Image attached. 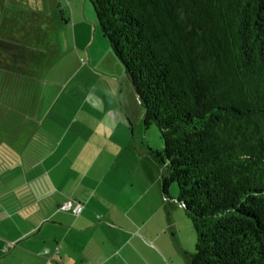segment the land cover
<instances>
[{
	"label": "trees",
	"instance_id": "obj_1",
	"mask_svg": "<svg viewBox=\"0 0 264 264\" xmlns=\"http://www.w3.org/2000/svg\"><path fill=\"white\" fill-rule=\"evenodd\" d=\"M88 1L160 131L188 264H264V0Z\"/></svg>",
	"mask_w": 264,
	"mask_h": 264
},
{
	"label": "crops",
	"instance_id": "obj_2",
	"mask_svg": "<svg viewBox=\"0 0 264 264\" xmlns=\"http://www.w3.org/2000/svg\"><path fill=\"white\" fill-rule=\"evenodd\" d=\"M19 1L25 2L21 18L25 19L28 11L33 24L19 30L4 18L0 68L32 76L36 70L32 61L39 59L38 32L54 25L48 14H38L45 11V0ZM5 5L6 0H0V20ZM93 29L92 39L104 41L98 29ZM102 43L98 45L101 55H93L92 42L83 51L101 63L110 54L108 45ZM8 85L15 92L23 86L15 79ZM26 109L29 115L21 116L22 110L16 105L8 107L2 102L0 107V264H174L172 243L165 236L167 228L171 231L173 227L171 219L166 221L162 214L171 216L174 205L170 207L171 203L158 195L154 199L146 191H136L133 180L125 175L127 171L109 168L101 160L104 157L109 163L114 155L117 162L130 145L127 133L118 131L120 124L114 131L106 129L98 135V153L93 154L98 166L95 162L78 166L83 174L74 171L73 180L63 158L69 156L68 149L65 154L59 153L64 138L53 144V132L46 128L48 116L38 117L30 104ZM12 110L15 115L9 120ZM7 123L12 124L14 133L9 127L7 132ZM5 146L13 157L7 165ZM93 172L97 180L91 184L88 177ZM67 200L73 202L68 210L63 208ZM79 204L83 210L77 214L74 210Z\"/></svg>",
	"mask_w": 264,
	"mask_h": 264
},
{
	"label": "rangeland",
	"instance_id": "obj_3",
	"mask_svg": "<svg viewBox=\"0 0 264 264\" xmlns=\"http://www.w3.org/2000/svg\"><path fill=\"white\" fill-rule=\"evenodd\" d=\"M24 5L23 1L6 0L3 14V19L18 26L19 30H23V27L29 29L33 24L28 11L26 18H21L20 10ZM44 7L45 11H39L38 14H48L54 27L38 32L39 59L32 61L35 73L30 76L0 68V107L2 102L8 107L16 105L17 109L20 107L22 110L21 116H28L29 109L26 108L30 104L34 106L38 117L47 115L46 128L53 132V144L56 145L59 138L61 143L64 138L63 150L59 153L65 154L68 149L69 156L66 154L63 158L69 164V175L73 180H76L72 176L74 171L77 173L80 170L83 174L78 166L84 164L86 167V164L94 162L98 166L99 162L95 161L93 155L98 153V135L106 129L114 131L115 126L120 124L118 131L127 133L126 140L130 141V145L122 150L117 162L114 155L110 156L109 163L104 157L101 160L109 168L113 166L114 169L127 171L125 175L133 180L136 191H146L148 197L154 199L158 195L169 201L170 207L174 205L171 216L162 212L166 221L171 219L170 225L173 227L171 231L167 228L165 236L172 243L174 264H188L187 253L196 251V233L191 219L178 202V185L170 187L169 195L163 194L161 178L166 169L156 155L157 151L164 149L160 131L156 124L145 125L147 110L140 103L136 89L108 39H92L94 27L101 37L103 34L91 3L88 0H45ZM3 19L0 20V38ZM47 34L52 42L47 40ZM91 42L93 55L103 53L98 48L102 42L104 46V43L108 45L106 50L110 54L101 63L83 51L85 47L92 46ZM13 79L23 85L18 87L17 92L8 85ZM13 115L14 111L8 119L13 118ZM8 127L13 130L12 124L7 123V132ZM6 146L3 150L8 148ZM96 172L88 177L91 184L97 180ZM108 189H105L107 193H111ZM148 211L151 214V209Z\"/></svg>",
	"mask_w": 264,
	"mask_h": 264
},
{
	"label": "built area",
	"instance_id": "obj_4",
	"mask_svg": "<svg viewBox=\"0 0 264 264\" xmlns=\"http://www.w3.org/2000/svg\"><path fill=\"white\" fill-rule=\"evenodd\" d=\"M73 207V202L71 200H68L66 201L64 204H63V208L64 209H71ZM83 210V206L82 204H79L76 208H75V213L79 214L81 213V211Z\"/></svg>",
	"mask_w": 264,
	"mask_h": 264
}]
</instances>
